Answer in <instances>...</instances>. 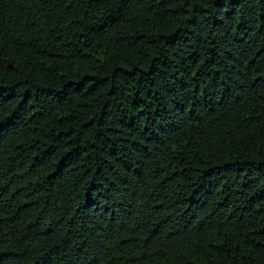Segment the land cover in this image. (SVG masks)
I'll list each match as a JSON object with an SVG mask.
<instances>
[{
  "label": "trees",
  "instance_id": "trees-1",
  "mask_svg": "<svg viewBox=\"0 0 264 264\" xmlns=\"http://www.w3.org/2000/svg\"><path fill=\"white\" fill-rule=\"evenodd\" d=\"M0 264H264V0H0Z\"/></svg>",
  "mask_w": 264,
  "mask_h": 264
}]
</instances>
